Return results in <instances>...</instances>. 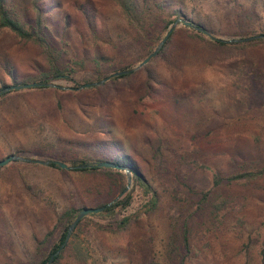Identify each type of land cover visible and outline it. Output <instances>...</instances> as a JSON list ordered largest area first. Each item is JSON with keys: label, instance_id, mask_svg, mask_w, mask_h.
I'll return each instance as SVG.
<instances>
[{"label": "rangeland", "instance_id": "obj_1", "mask_svg": "<svg viewBox=\"0 0 264 264\" xmlns=\"http://www.w3.org/2000/svg\"><path fill=\"white\" fill-rule=\"evenodd\" d=\"M158 1L167 5L163 17L180 9L185 17L179 19L200 21L213 39L247 38L264 29V0ZM37 2L61 59L76 74L0 101V161L17 155L73 167L75 159L109 156L118 147L158 199L150 208L152 196L131 174V205L81 219L71 234L77 250L69 246L57 264H172L170 237L184 264H264V173L222 186L216 205L200 204L215 175L264 171V44L240 42L237 51L206 45L178 23L161 56L126 78L80 89L120 66L136 67L147 49L133 40L112 0ZM33 3L6 0L10 14L28 27ZM170 26L163 22L155 30L163 39ZM48 66L38 45L0 28V82L14 84L8 70L19 82ZM112 188L105 176L74 169L23 161L0 167V264H36L37 242L58 216L97 208ZM61 231L55 230L47 250Z\"/></svg>", "mask_w": 264, "mask_h": 264}, {"label": "trees", "instance_id": "obj_2", "mask_svg": "<svg viewBox=\"0 0 264 264\" xmlns=\"http://www.w3.org/2000/svg\"><path fill=\"white\" fill-rule=\"evenodd\" d=\"M113 3L117 6L122 17L127 21L129 28L134 32L135 36L133 38L137 43H142L144 45L145 50V58L148 57L152 51L150 49L159 41H161V33H157L155 30L156 26L161 23H165V27L172 25L179 18H184V14L180 9H174L171 13L172 18L163 17V14H166L165 3L160 2L158 0H112ZM33 8L35 10V19L32 26H26L24 23L20 22L16 17L10 14L6 0H0V28L6 29L10 33H12L15 37L19 38L23 41H30L38 45L48 61V69L41 72L36 77H29L27 79L21 80L19 82L16 81V78L13 74L12 70H8V74L10 76L11 81L14 82L12 85H7V83L1 81L0 82V101H4L12 92H19L23 89V86L27 84L37 83L38 87L46 86V84H50L51 81L57 79H73L74 74H76V70L71 67L70 64L65 63L61 59V51L57 48L54 43V40L49 33L48 30V21H47V13L42 6L39 5L37 0H34ZM264 8V6H263ZM264 10V9H263ZM87 24L90 29L94 33L92 26V19H90V15L87 11L84 12ZM185 20V19H184ZM192 29V36L197 41L202 42L206 45H214L218 47H228L232 48L235 46V51L243 48V44L233 43L228 44L226 42L220 41L219 39L206 38L205 32L206 28L200 21H192L189 22ZM164 27V28H165ZM176 31H172L165 41L163 47L158 52L157 56H161L162 53L166 50L168 45L170 44L174 34ZM259 36L264 37V29H261V32L258 34ZM248 36V35H247ZM257 43L264 44L263 39H256ZM242 46V47H241ZM144 58V59H145ZM99 60L97 59L96 62ZM75 65H78L75 63ZM129 65V64H128ZM120 66L113 73L124 71L130 68V66ZM257 71L253 70L252 77L259 78L260 76L256 73ZM128 75L114 76V79H123ZM100 79V78H99ZM98 79V80H99ZM21 87L20 89H13V87ZM108 148V147H107ZM106 148V149H107ZM103 151H106L105 149ZM101 154V153H100ZM107 162L113 163L115 165L127 168L130 173L133 175V178L136 181L137 186L146 194H150V208H154L157 205L158 199L155 196V192L152 187L148 183V181L143 177L140 173L135 161L130 158L128 155H124L121 153V150L118 147L114 148V153H111L109 156L105 155H91L80 159H75L72 163L75 164L73 167H81L74 168L76 172L86 174V175H103L107 179H109L112 183L113 188L109 193V198L106 202L101 203L98 207H105L112 200V204L106 207L102 213L106 214H115L117 211H123L127 207H129L132 203V196L129 193H126V179L123 171L98 167V163ZM67 163V162H64ZM51 167H59L55 162H51L49 164ZM264 173L263 170L259 172H237L231 175H228L224 178L219 177L217 175L213 178V188L210 191L203 192L200 204L205 206L208 204L216 205L219 198L217 197L216 191L221 189L222 186H230L236 182H240L242 180H251L259 177ZM217 209V206H215ZM151 210V209H150ZM80 210L76 209H68L61 213L52 230L47 232L44 237L37 242L36 252L39 258L36 264H47L50 260L51 256L61 247L64 243L67 229L71 225V223L76 218L77 214ZM126 223L124 224V226ZM61 227L62 231L58 236V243L52 245L50 249L47 250V243L50 239L55 235V230H58ZM185 231V228H184ZM186 232V231H185ZM76 236L73 234L65 244L64 248L60 251V253L54 257L52 264H57L58 261L62 257V253L69 247L74 245L75 249L77 248L75 244ZM184 243L187 244V238L184 237ZM77 250V249H76ZM177 247L175 245L174 238L170 237L168 242V257L172 264H184L183 258L179 259V255L176 253Z\"/></svg>", "mask_w": 264, "mask_h": 264}, {"label": "water", "instance_id": "obj_3", "mask_svg": "<svg viewBox=\"0 0 264 264\" xmlns=\"http://www.w3.org/2000/svg\"><path fill=\"white\" fill-rule=\"evenodd\" d=\"M178 23H183V25L185 26H189L190 23L184 19H178L176 20L169 28L168 32L166 33L165 37L159 42V44L157 45L156 49L148 56L146 57L139 65H137L136 67L124 70V71H119L116 72L98 82H92V83H88L85 85H82L80 87V89L82 88H88V87H92V86H97L100 85L102 83H104L105 81H107L109 78L114 77V76H121V75H128L134 71H136L137 69L143 67L145 64H147L153 57H155L158 52L161 50V48L163 47L165 41L167 40V38L169 37L170 33L175 29V27L177 26ZM206 36H209L208 32H205ZM213 38V37H211ZM264 37L256 35V36H252V37H247V38H237V39H231V40H222L219 39L220 41L226 42L228 44L230 43H239V42H247V41H251L254 39H263ZM39 84L37 83H32V84H27L25 86H23V88H36L38 87ZM46 86L48 87H53V84H46ZM21 87H13V89H20ZM11 161H23V162H28V163H33V164H41V165H49L51 163V161H43V160H38V159H31V158H26V157H20L17 155H9L8 157H6L5 159L0 161V167L5 166L6 164H8ZM56 164L61 168V169H74V168H81V167H68L67 165L60 163V162H56ZM98 167H103V168H110V169H115V170H120L123 171L126 176H127V185H126V189L125 191L128 190L129 185H130V181H131V173L130 171L125 168V167H121L118 165H115L113 163H107V162H102V163H98ZM113 202V201H112ZM112 202H110L108 205H106L105 207H97V208H82L79 213L77 214L76 218L74 219V221L71 223V225L68 227L67 229V233H66V237L64 240V243L61 245V247L51 256L50 260L48 261L47 264H51L53 262V259L55 256H57L60 251L64 248L65 244L68 242V240L71 237V234L73 232V230L75 229V227L77 226V224L81 221V219H83L85 216L89 215V214H94V213H100L102 212L106 207H108L110 204H112Z\"/></svg>", "mask_w": 264, "mask_h": 264}]
</instances>
